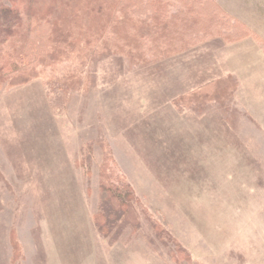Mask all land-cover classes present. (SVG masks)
I'll return each instance as SVG.
<instances>
[{"label": "rangeland", "instance_id": "1", "mask_svg": "<svg viewBox=\"0 0 264 264\" xmlns=\"http://www.w3.org/2000/svg\"><path fill=\"white\" fill-rule=\"evenodd\" d=\"M214 1L248 34L147 66L103 57L67 95L41 78L0 86V264H264V0ZM201 4L204 22L214 8ZM217 78L229 111L173 102ZM103 167L178 259L140 208L100 232Z\"/></svg>", "mask_w": 264, "mask_h": 264}, {"label": "trees", "instance_id": "2", "mask_svg": "<svg viewBox=\"0 0 264 264\" xmlns=\"http://www.w3.org/2000/svg\"><path fill=\"white\" fill-rule=\"evenodd\" d=\"M7 1L0 0V58L2 53L6 58L0 59V86H21L41 78L64 95L86 88L91 65L103 57L119 55L131 65L147 66L204 41L231 42L249 32L214 0ZM201 3L214 8L204 22L194 13ZM229 87L224 78L208 80L173 102L193 106L215 101L229 111ZM101 178L100 205L93 218L104 236L126 220L136 222L140 208L155 237L172 245L171 257L184 253L124 180L109 176L105 169Z\"/></svg>", "mask_w": 264, "mask_h": 264}]
</instances>
